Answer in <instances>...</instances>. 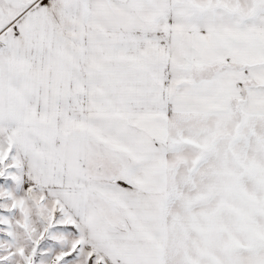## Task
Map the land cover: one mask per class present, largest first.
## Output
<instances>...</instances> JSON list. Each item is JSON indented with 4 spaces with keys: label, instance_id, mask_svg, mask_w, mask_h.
I'll use <instances>...</instances> for the list:
<instances>
[{
    "label": "snow or ice",
    "instance_id": "1",
    "mask_svg": "<svg viewBox=\"0 0 264 264\" xmlns=\"http://www.w3.org/2000/svg\"><path fill=\"white\" fill-rule=\"evenodd\" d=\"M0 264H264V0H0Z\"/></svg>",
    "mask_w": 264,
    "mask_h": 264
}]
</instances>
